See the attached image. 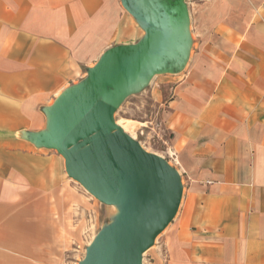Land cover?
<instances>
[{
	"label": "crops",
	"instance_id": "1",
	"mask_svg": "<svg viewBox=\"0 0 264 264\" xmlns=\"http://www.w3.org/2000/svg\"><path fill=\"white\" fill-rule=\"evenodd\" d=\"M183 2L187 62L140 91L158 117L137 127L183 185L165 264H264V0ZM144 33L120 0H0V264H63L89 223L90 195L33 135L106 49Z\"/></svg>",
	"mask_w": 264,
	"mask_h": 264
},
{
	"label": "water",
	"instance_id": "2",
	"mask_svg": "<svg viewBox=\"0 0 264 264\" xmlns=\"http://www.w3.org/2000/svg\"><path fill=\"white\" fill-rule=\"evenodd\" d=\"M144 30L133 44L106 49L86 76L47 110L36 145L53 149L66 174L104 205L117 207L78 264H142V255L173 220L183 185L177 169L126 133L114 113L157 75L185 66L191 45L183 0H120Z\"/></svg>",
	"mask_w": 264,
	"mask_h": 264
},
{
	"label": "rangeland",
	"instance_id": "3",
	"mask_svg": "<svg viewBox=\"0 0 264 264\" xmlns=\"http://www.w3.org/2000/svg\"><path fill=\"white\" fill-rule=\"evenodd\" d=\"M156 77L158 78L162 76ZM142 95L143 99H141L140 101L139 97ZM144 95L145 92L143 91L138 94L129 96L118 108V110H116L114 118L116 124H118L126 133L131 135L134 139L141 141L142 144H144V148L147 151L152 152L154 147L149 145L148 140L153 139V136H150L147 127L144 126L143 128L137 130V127L141 125L139 121H144L148 119L156 121L158 117L155 113L154 107L149 102V99ZM129 102H137L135 103L137 104V106L131 104L132 110H128L126 113H123L122 107L127 105V103ZM124 125L127 126V129L123 128ZM140 130H142V132H140ZM169 164L172 165L171 163ZM72 181L75 183L76 187L79 190H81L88 196L90 195L80 184H78L74 180ZM90 197L93 201L94 208L93 213H91V217L88 218L89 223L85 227L80 228V230L78 227H76V232L78 233V236L73 242L72 247L66 250L63 264H78V262L84 257L86 246L91 242V240L100 230V228L103 227V225H105L106 223H108L117 212V207L104 205L93 196L90 195ZM169 225L156 237L154 244L143 253L142 264H165L166 249L162 242V237L167 231Z\"/></svg>",
	"mask_w": 264,
	"mask_h": 264
},
{
	"label": "bare ground",
	"instance_id": "4",
	"mask_svg": "<svg viewBox=\"0 0 264 264\" xmlns=\"http://www.w3.org/2000/svg\"><path fill=\"white\" fill-rule=\"evenodd\" d=\"M123 128H124V129H127V127H125V126H123ZM129 129H130V128H129ZM128 132H129V130H128Z\"/></svg>",
	"mask_w": 264,
	"mask_h": 264
},
{
	"label": "built area",
	"instance_id": "5",
	"mask_svg": "<svg viewBox=\"0 0 264 264\" xmlns=\"http://www.w3.org/2000/svg\"><path fill=\"white\" fill-rule=\"evenodd\" d=\"M140 132H142V130H140Z\"/></svg>",
	"mask_w": 264,
	"mask_h": 264
}]
</instances>
